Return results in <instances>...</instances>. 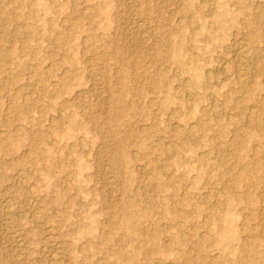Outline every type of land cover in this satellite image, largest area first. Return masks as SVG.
<instances>
[{
    "label": "rangeland",
    "instance_id": "rangeland-1",
    "mask_svg": "<svg viewBox=\"0 0 264 264\" xmlns=\"http://www.w3.org/2000/svg\"><path fill=\"white\" fill-rule=\"evenodd\" d=\"M0 264H264V0H0Z\"/></svg>",
    "mask_w": 264,
    "mask_h": 264
},
{
    "label": "bare ground",
    "instance_id": "bare-ground-1",
    "mask_svg": "<svg viewBox=\"0 0 264 264\" xmlns=\"http://www.w3.org/2000/svg\"><path fill=\"white\" fill-rule=\"evenodd\" d=\"M244 48L245 47H243L242 48V50H240V53H242L243 54V52H244ZM174 49H176V48H174ZM246 50V49H245ZM242 62V61H241ZM243 68V67H242ZM243 70H245L244 68H243ZM243 70H239V83H240V86L243 88V91L245 92V93H247L248 92V87H249V85H248V81L249 80H247L248 78V76H247V73H246V71H243ZM249 75V74H248ZM194 76H195V78L198 80L200 77H201V74H200V72H199V70H197L196 68H194ZM190 85V84H189ZM192 85V84H191ZM191 85H190V87H191ZM193 87V86H192ZM191 87V88H192ZM190 124V123H189ZM194 124V123H193ZM199 124V123H198ZM194 126H192V128H193ZM197 127V126H196ZM200 128V127H199Z\"/></svg>",
    "mask_w": 264,
    "mask_h": 264
}]
</instances>
